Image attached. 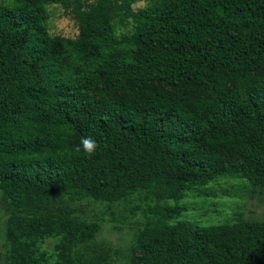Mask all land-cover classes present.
Segmentation results:
<instances>
[{
  "label": "trees",
  "instance_id": "trees-1",
  "mask_svg": "<svg viewBox=\"0 0 264 264\" xmlns=\"http://www.w3.org/2000/svg\"><path fill=\"white\" fill-rule=\"evenodd\" d=\"M54 3L73 39L45 29ZM0 2V193L8 264H109L83 248L97 222L56 196L109 208L142 192L127 264H264V219L196 225L161 202L218 176L264 186V0ZM131 21L120 38L114 27ZM99 147L77 151L81 138ZM55 236L51 259L38 243Z\"/></svg>",
  "mask_w": 264,
  "mask_h": 264
},
{
  "label": "rangeland",
  "instance_id": "rangeland-1",
  "mask_svg": "<svg viewBox=\"0 0 264 264\" xmlns=\"http://www.w3.org/2000/svg\"><path fill=\"white\" fill-rule=\"evenodd\" d=\"M16 0H0L12 3ZM148 0H133L132 9H137ZM45 16V29L55 41L60 38L73 39L77 34L76 21L72 13L57 4L47 3L40 12ZM132 30L131 21H121L114 27L120 38ZM162 204L175 207V219L190 221L196 225L231 224L238 217L246 220L264 219V186H251L244 179L235 176H218L205 185L186 189L178 200H167ZM151 202L144 200L142 192H136L125 200L113 203L109 208L102 201L90 198L56 196L50 200L48 207H59L68 216L87 222L99 224L93 240L80 248L85 254L103 257L109 264H127L134 251V240L138 230L146 221V206ZM9 213L5 199L0 193V264H8L5 259L4 244L5 218ZM57 237L49 236L38 243L40 250L53 258Z\"/></svg>",
  "mask_w": 264,
  "mask_h": 264
},
{
  "label": "clouds",
  "instance_id": "clouds-1",
  "mask_svg": "<svg viewBox=\"0 0 264 264\" xmlns=\"http://www.w3.org/2000/svg\"><path fill=\"white\" fill-rule=\"evenodd\" d=\"M98 147V142L92 136H86L81 138L80 146L77 148V151H83L91 158Z\"/></svg>",
  "mask_w": 264,
  "mask_h": 264
}]
</instances>
